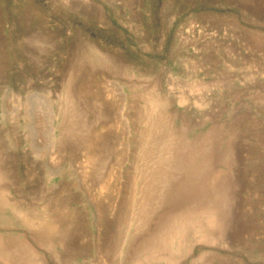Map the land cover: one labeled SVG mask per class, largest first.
Here are the masks:
<instances>
[{"label": "rangeland", "instance_id": "obj_1", "mask_svg": "<svg viewBox=\"0 0 264 264\" xmlns=\"http://www.w3.org/2000/svg\"><path fill=\"white\" fill-rule=\"evenodd\" d=\"M0 264H264V0H0Z\"/></svg>", "mask_w": 264, "mask_h": 264}]
</instances>
